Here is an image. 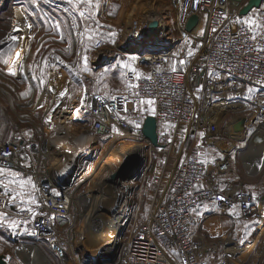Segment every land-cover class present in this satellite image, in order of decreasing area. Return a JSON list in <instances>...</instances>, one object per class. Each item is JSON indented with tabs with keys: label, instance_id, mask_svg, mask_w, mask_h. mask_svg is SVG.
I'll return each instance as SVG.
<instances>
[{
	"label": "built area",
	"instance_id": "1",
	"mask_svg": "<svg viewBox=\"0 0 264 264\" xmlns=\"http://www.w3.org/2000/svg\"><path fill=\"white\" fill-rule=\"evenodd\" d=\"M234 1L148 0L156 9L139 22L135 33L145 30L155 38L159 33L157 36L163 38L162 42L177 40L178 43L167 52L139 55L138 64L143 69L129 72L126 91L116 99L98 92L87 93L82 98L84 110L91 119L82 134L95 136L92 145L98 136L107 137L111 148L124 141L131 142L148 158L145 172H153L154 193L146 215L120 241L113 264H207L206 257L220 249L224 257L219 264H262L264 250L258 247L245 256V247L238 245L239 249L231 250L230 236L214 242L194 233L196 211L208 204L222 213L237 212L241 218H258L264 222L261 196L253 199L243 184L227 182L221 187L220 181L232 170L238 150L246 173L264 170V162L257 169V151L251 146L255 132L259 128L264 130V88L257 83L264 81V52L255 50L258 46L264 47V30L259 31L256 40H251L248 25L240 22L243 21L240 10L247 0H241L237 7ZM159 2L164 6L157 10ZM161 10L166 16L163 26L154 16ZM193 15L198 22L188 31L186 25ZM152 21L158 23L155 33L148 30ZM97 45L95 54L100 55L103 44ZM118 55L126 60L128 54L119 50ZM173 67L177 71L173 72ZM137 75L151 77L140 79L138 90L141 98L155 100L151 116L158 124V146L142 132L145 119L133 116L138 100L133 94L136 89L129 85L137 83ZM249 88L253 89L251 93ZM122 107L127 111H122ZM248 107L253 112L242 123ZM199 130L204 131L202 144L182 152V141ZM241 142H244L242 146ZM207 149L214 151V159L202 157V151ZM4 152L12 155H0V167L10 165L14 171L31 177L36 186V203L31 212L25 211L22 216L30 219L35 232L51 243L58 259L66 258L67 253L61 247L65 242L59 238L62 228L56 220H70L77 207L80 209L85 175L70 181L62 179V184H58L51 169L39 157L38 168L32 170L25 166L29 164L28 158L18 136L0 142V153ZM21 155L25 159H20ZM165 180L167 188H163ZM200 185L203 190L197 191Z\"/></svg>",
	"mask_w": 264,
	"mask_h": 264
},
{
	"label": "rangeland",
	"instance_id": "2",
	"mask_svg": "<svg viewBox=\"0 0 264 264\" xmlns=\"http://www.w3.org/2000/svg\"><path fill=\"white\" fill-rule=\"evenodd\" d=\"M99 4L98 10L93 8V11L97 12L96 21L86 22L94 29L90 38L89 33L77 35L76 31L71 29V17L63 11L66 7L64 0H51V3L39 0V6H36L34 0H0V42H3L0 43V142L18 136L28 158V167L32 170L38 168L39 157L40 161H45L47 169H51L58 184H62V179L63 182L70 181L74 177L73 170L75 169L76 173L79 169L78 176L85 173L86 178L81 186V193L84 195H91L96 191L95 182L101 180L104 173L111 170L117 173L125 155L131 154L130 150L117 161L110 158L107 162L106 156L111 150L116 156L119 146L121 152H125L132 143L124 141L111 148L107 137L98 136L89 160L83 162L82 153L81 156L78 154L79 144L76 137L82 136L91 119L84 110L82 98L85 94L93 92L114 97L126 91L129 72H141L143 68L138 64L139 53L128 54L126 60L119 58V46L125 42L127 36L137 31L139 22L156 9V6L148 4V0H99ZM163 6L161 2L157 5V10ZM162 11H157L154 16L159 18L163 15ZM57 21L61 23L60 31L55 27ZM83 30L84 24H81L79 31ZM147 35V38L137 40L138 49L140 45L149 44L155 39L150 33ZM11 37L17 39L13 40ZM99 42L103 44V53L96 55ZM16 53L20 54L19 59ZM9 68H14L16 74H9ZM145 107L146 105L138 102L133 116L141 120L151 116L152 111H144ZM252 112L253 108L248 107L242 123L246 122ZM67 116L73 117L65 121V124L70 125L69 132L62 131L61 127L56 129V124L50 122L52 119L58 122L61 117L66 119ZM201 133L204 134V131L199 130L194 136L182 141V152L189 150L192 145L200 144L203 137ZM63 137L67 139L65 142ZM243 143L241 142L240 146ZM238 151L234 156L235 164L233 163L230 179L226 175L220 181L223 185L227 182L241 183L245 190L259 197L264 193V170H261L262 175V172L257 175L246 173ZM82 162L83 165H80ZM152 174L153 172L144 170L141 177L134 179L128 188L125 211L127 215L123 214L126 220L122 217L121 224L124 223L116 233V247L133 224L137 226L146 215L154 193ZM8 179L11 177L4 179V183L7 184ZM106 183L115 185V182ZM10 187L19 191L17 185ZM164 187L167 188L166 180ZM35 191L36 188L33 190L30 186L26 187L24 201H27L28 194L35 198ZM114 204L115 201L110 208L112 213L109 212L107 217L118 216V208L117 205L114 207ZM33 205L22 202L19 197L15 203H11L9 196L5 195L4 189L0 187V212H5L18 225L0 223V259L5 260L7 264H40L35 253L32 255L26 247L35 245L49 264H108V260L100 259L97 252L98 245L108 233L101 232L100 225H93L87 233L92 244L84 240V215L91 205L82 209L77 207L74 218L70 220H56L62 228L59 238H63L65 242L61 243V247L67 253L66 258L62 260L55 257L51 243L35 232L31 220L23 217V212L19 211L21 208H32ZM208 214L210 218L205 224L202 221L199 229L208 240L214 242L226 235L230 236L231 245L245 247L257 240L264 227L261 219L241 218L237 213H222L217 209L208 211ZM100 216L101 213L97 214V220L94 217L92 223L99 222ZM262 237L264 239V228ZM95 243L97 244L93 246ZM256 245L260 251L264 250V240L260 239ZM215 258L220 260L222 256L218 254Z\"/></svg>",
	"mask_w": 264,
	"mask_h": 264
},
{
	"label": "bare ground",
	"instance_id": "3",
	"mask_svg": "<svg viewBox=\"0 0 264 264\" xmlns=\"http://www.w3.org/2000/svg\"><path fill=\"white\" fill-rule=\"evenodd\" d=\"M163 12L164 11H162V13ZM163 17L166 18V16L164 14L159 17V20H161L162 26L164 25V23H163ZM132 35L135 36V33H133ZM71 118H73V117L72 116L71 117L70 116H67L66 119H62V117H61L58 122L56 120H53V119L50 120V122L53 123V124H56L55 125L56 126L55 127L56 129H58L59 127H61L63 129L62 131L65 130V132L66 131L69 132L70 131L69 130L70 129V125L65 124V121H68ZM65 132H64V134H65ZM65 135H68L69 136V134H65ZM59 139H61V138L59 137ZM66 140L64 138V142ZM94 140H95V136L92 133L82 134V136H77L76 137V142H77V144H79V148L77 149L78 150V154H80L79 156H81V153H82L83 162H84V160H89L88 157L90 156L91 151L94 148L93 145H92V143L94 142ZM72 145L74 146V144H72ZM63 150H65V149H63ZM130 150H131V154H128L127 152L130 151ZM121 151H122L121 150V146H119L118 149H117V155L116 156H115L116 153L113 154L114 151H112V150L109 153V155L106 156V161L108 162V160L110 158H112V159L114 158L113 160L114 161H117L120 157H122L126 153L128 154V155H125L124 161H123L122 165L120 166L119 170L124 166L125 161L128 158H130L132 156V159L134 157L133 160H136V158L139 157V154H143L142 153L143 150H141L139 146L134 147L132 145L130 146L129 150L127 149L125 152H121ZM88 152H89V154H87ZM259 157L260 158H257L258 170H260L262 168V165H263V161H264V151H263V154L259 152ZM66 160H67V162H69L68 159H66ZM83 162L80 165H83ZM88 165H89V163H88ZM112 165H111V167H112ZM134 166H135L134 162H132L131 164L129 163V165L126 167L125 170L126 171L133 170ZM111 167H109V169ZM75 171L76 170L74 169L73 170V176L76 179L77 178L79 179V178H81V177H83L85 175V173H83L81 176H78L79 173H80V170L78 169V171L76 172L77 174L75 173ZM113 175H114V172H112V170L111 171H107L106 173H104L102 175V179L95 182V184H96V186H95L96 187V191L94 193H91V195H84L83 194L79 198L80 208L81 209L83 207L88 208V205H91L90 208H88L87 213H85V215H84V219L86 221V234L84 235L85 236L84 240H87V243L92 244L91 239H90V235H88L87 233H89V231L92 229L91 227L93 225H100V227L102 228V231L101 232H107L108 233V234L106 233L107 235H106V237L104 239L101 238L102 239V243H100L98 245V251L97 252H98L99 255L109 254V252H111V250H112V246L114 245V243L116 241V233H117V231L119 229H121V227H122V225L124 223L123 222L121 224L122 219L124 218V215L123 214L127 215L126 212H125L126 209H127V207H126L127 206V203H126V199H127L126 194L128 193V188L132 185V181L134 180V178H132V179H127V178L121 179V178H119L117 181H115V185H112L111 186V184L109 185L106 182L107 181L110 182L109 180H110V178ZM114 201H115L114 207L117 205V208H118L117 213H116V214H118V216L115 215L114 218L113 217L110 218V217H107L106 215L109 212L112 213V211L110 210V208L113 206L112 204L114 203ZM96 209L98 211L97 212H94V210H96ZM100 213H101V216L98 219V221L99 220L100 221L99 222L92 223V220L95 219L94 217H96L97 214H100ZM97 218L98 217H96V220H97ZM123 220H126V217ZM97 227L100 228L99 226H97ZM263 228L260 231V234H259L257 240H255L254 242H250V243H248L247 246H245V248H244L246 250L245 256H249L251 254V252L254 251V249L256 247V243L260 239L264 240L263 237H262ZM81 242H82V240H81ZM96 244L97 243H95L93 246H95ZM26 247L31 251V254L32 255H33V253H35V255L38 257V259L40 261V264H48V262L46 261L47 259L45 258V256L42 254V252H40V250L35 245H27ZM230 248H231V250H233V249H236V250L239 249V247H238L237 244L231 245Z\"/></svg>",
	"mask_w": 264,
	"mask_h": 264
},
{
	"label": "snow or ice",
	"instance_id": "4",
	"mask_svg": "<svg viewBox=\"0 0 264 264\" xmlns=\"http://www.w3.org/2000/svg\"><path fill=\"white\" fill-rule=\"evenodd\" d=\"M194 2L198 3L199 0H194ZM34 3L36 4V6H39V0H34ZM45 3H51V0H45ZM64 3L66 5V7L63 8V11L65 13L69 14L71 17V29L76 31L77 35H84L85 33H89V37L91 38V35L94 33V29H92L91 25L87 24L86 22L87 21H96L97 12H94L93 8H95L97 10L99 9V6H100L99 0H64ZM240 22L248 25V30L250 33L249 38L251 40H256L257 37L260 35V32L258 31V29L264 27V23L257 22L255 17L249 18L246 21H240ZM81 24H84V30L83 31H79ZM31 26L32 25L30 24L29 27H31ZM55 27L57 28L58 31H60L61 23L59 21H57L55 23ZM212 31L215 32V31H217V29L214 27L212 29ZM11 39L15 40V39H17V37H11ZM61 39H63L62 33H61ZM0 43H3V42H0ZM248 50L251 51L252 49L249 48ZM255 50L258 52H264V47L258 46ZM188 54L191 55V52H189ZM16 56L19 59L20 54L16 53ZM4 62L7 63V60H5ZM179 63L182 64L183 61H179ZM172 71L175 72V71H177V69L175 67H173ZM8 72L11 75L16 74V71L14 70V68H9ZM213 74L214 73H210L209 75H213ZM140 79L150 80L151 77H141V76L137 75V77H136L137 83L134 85L130 84L129 86L136 89V91H134L133 94L137 97L138 102L141 105H146V107L144 108V111H152L154 113V111H155V108H154L155 100L151 99V98H141L140 97L139 90H138L139 89L138 81ZM257 83L261 84V87L264 88V81H257ZM200 90L201 89H197V91H200ZM260 90L261 89H256V91H260ZM248 91H249V93H251L253 91V89L249 88ZM22 95H27V93H22ZM112 99H116V98L112 97ZM125 103H127V98H125ZM121 110L127 111V108L122 107ZM136 126L139 127L140 125L137 123ZM200 135L203 136L204 134L201 133ZM0 155L11 156L12 154L4 152V153H0ZM20 159H25V157L23 155H21ZM202 163H206V161H202ZM25 166L30 167V165H25ZM9 177H11V179H8V183L7 184L4 183V179H7ZM0 178H4V179H0V187H2L4 189L5 195L9 196L11 203H15L17 197H19L22 202H25L28 204L36 203L34 196H32L31 194H28L27 201H24V197L26 195V193L24 192V189L28 186H30L33 190H35V188H36L31 177L24 178L22 173L14 171L10 167V165H5L4 167H0ZM10 185H17V187L19 188V191H17V188H11ZM202 190H203V185H200L197 188V191H202ZM186 195H191V193H186ZM255 198H256L255 194H253V199H255ZM5 207H7V205H5ZM19 211L31 212L32 209L30 207L21 208ZM22 222L26 223V221H22ZM0 223H5L9 226H18L17 222L15 220H11L5 212H0Z\"/></svg>",
	"mask_w": 264,
	"mask_h": 264
},
{
	"label": "water",
	"instance_id": "5",
	"mask_svg": "<svg viewBox=\"0 0 264 264\" xmlns=\"http://www.w3.org/2000/svg\"><path fill=\"white\" fill-rule=\"evenodd\" d=\"M263 2L264 0H247V2L242 6L240 10V16H246L253 9L261 7ZM240 3H241V0H235L233 5L237 7L240 5ZM197 22H198L197 16L195 15L191 16L186 25V29L188 31H191L196 26ZM157 25H158L157 21H152L148 26V30L151 33H155L157 30ZM157 35H159V33L156 34L155 41L149 44L140 45L138 49L136 47L137 40L140 38L145 39L146 37H148V35L146 34V31L141 30L140 32L135 33V36L130 34L129 36H127L125 42L119 46V50L127 54L139 53L140 55H143L146 53H159V52L170 51L178 43L177 40L175 41L167 40L165 42H162L163 38L160 36L159 38ZM163 44H165V46ZM102 65L103 64H100V66ZM238 126H240V124ZM157 128H158V124H157L156 118L154 116H147L143 124L142 132L145 138L148 139L154 146L159 145ZM251 146H252V150H256L258 153L260 152L263 154V151H264V130L263 129L259 128L255 132V134L252 136ZM133 159H132V156L128 158L125 161L124 166L117 173H114V175L110 178L109 181L115 182L119 178L139 179L146 168L148 158L142 154H139V157H137L136 160H133ZM132 162H134L135 164L133 170L126 171L125 170L126 167L129 165V163L131 164ZM74 179L76 178L74 177ZM261 199L264 201V195L261 196ZM120 246H121V242L116 247V241H115L114 245L112 246L111 252H109V254H106V255H100V259L102 258L105 260L107 259L108 264L115 263L118 257ZM0 264H7V263L5 260L0 259Z\"/></svg>",
	"mask_w": 264,
	"mask_h": 264
},
{
	"label": "crops",
	"instance_id": "6",
	"mask_svg": "<svg viewBox=\"0 0 264 264\" xmlns=\"http://www.w3.org/2000/svg\"><path fill=\"white\" fill-rule=\"evenodd\" d=\"M242 17H243L242 18L243 21H246L249 18L255 17V19H256L257 22L264 23V2L262 3L261 7L253 9L252 11L249 12V14H247L246 16H242ZM261 30H264V27L258 29V31H261ZM119 95H121V94H119ZM119 95H116V96H119ZM116 96H114V97H116ZM108 97H110V96H108ZM202 141H203V137L201 138L200 144H196V145H192V146H200L202 144ZM255 154H256V158H260L258 152L257 153L255 152ZM202 155H203L202 157L205 158L206 160H212L215 157L214 151L213 150H210V149L203 150L202 151ZM234 164H235V161H234ZM234 164H233V167H234ZM263 172L261 173V175L263 174ZM256 174H258V172H255V175ZM230 175H231V171L227 174V177L229 176V179H230ZM222 186H223V184H221V187ZM263 195H264V193L261 194V195H259V196H263ZM211 210H217V208H215V206L213 204H208V205H206V206H204V207H202V208H200V209H198L196 211V214H195L196 219H195V223H194V233L195 234H202L201 231H200V229L197 228V226H199V224L201 223V221H203L204 224L208 221V219L210 218V216L208 214V211L210 212ZM232 213H237V212H232ZM218 254H221L222 258L224 257V253H223L222 249H220L217 253L210 254V255H208L206 257L207 264H219V262H220V260L222 258L220 260H217L215 258V256H217Z\"/></svg>",
	"mask_w": 264,
	"mask_h": 264
},
{
	"label": "trees",
	"instance_id": "7",
	"mask_svg": "<svg viewBox=\"0 0 264 264\" xmlns=\"http://www.w3.org/2000/svg\"><path fill=\"white\" fill-rule=\"evenodd\" d=\"M56 257V256H55ZM57 258V257H56ZM58 259V258H57Z\"/></svg>",
	"mask_w": 264,
	"mask_h": 264
}]
</instances>
